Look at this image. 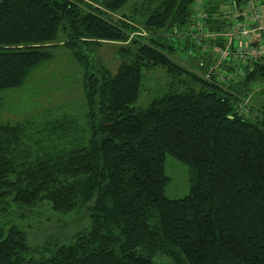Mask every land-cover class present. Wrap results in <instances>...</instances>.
<instances>
[{"label":"trees","instance_id":"trees-1","mask_svg":"<svg viewBox=\"0 0 264 264\" xmlns=\"http://www.w3.org/2000/svg\"><path fill=\"white\" fill-rule=\"evenodd\" d=\"M128 1L0 0V91L64 47L86 107L81 120H0V264H264V102L248 114L264 31L232 41L261 55L217 63L253 3L143 0L114 20ZM101 43L117 46L116 70L84 49ZM152 68L166 88L134 107ZM168 154L193 173L180 199L165 193ZM83 214L85 227L58 229Z\"/></svg>","mask_w":264,"mask_h":264},{"label":"rangeland","instance_id":"rangeland-1","mask_svg":"<svg viewBox=\"0 0 264 264\" xmlns=\"http://www.w3.org/2000/svg\"><path fill=\"white\" fill-rule=\"evenodd\" d=\"M143 0H129L118 14L113 15V19L117 20L122 14H132L133 10L139 8ZM260 10L264 16V0H249ZM221 10H223L221 8ZM138 35H147L146 32H138ZM117 46L112 43H101L84 46V49L90 50V56L93 60L104 63L111 70H116L118 66ZM181 52L176 57L181 56ZM186 56L183 54L181 59ZM92 61V60H91ZM95 62V61H94ZM84 68L76 61L72 52L64 47L56 48L53 56L41 63L33 69L27 76L25 83L18 88H12L0 91V120L3 121H25L26 119H36L41 121L48 118H57L62 115H72L78 117L79 120L85 115V88L83 78ZM144 80V89L142 90L139 100L133 105L134 107H145L153 98V96L166 88L169 77L166 72L159 68H152L146 71ZM263 88V91H259ZM252 102L250 105L254 115L259 109V103L264 102V84L262 86L256 84L251 85ZM254 106V107H253ZM165 172L170 178V182L166 187V196L172 199H180L190 192L193 173L187 165L183 164L171 155H166ZM71 217L66 220L59 230L74 231L79 227L86 226L85 215L79 217ZM35 221H33L34 223ZM32 223V221H31ZM45 226L41 222L38 227L39 232L51 233L55 228L53 225ZM33 226H37L35 222ZM39 234V233H38ZM43 236H36L38 242H42ZM165 264H170L165 258L162 259Z\"/></svg>","mask_w":264,"mask_h":264},{"label":"built area","instance_id":"built-area-1","mask_svg":"<svg viewBox=\"0 0 264 264\" xmlns=\"http://www.w3.org/2000/svg\"><path fill=\"white\" fill-rule=\"evenodd\" d=\"M244 14L246 16L247 25L245 26H238L234 25L232 29L230 30L228 35V42L225 47L219 48L217 51L218 57H217V63L224 61L228 56L233 55L234 57H240L241 59H244V62L247 63V60H250L254 56H259L263 53L262 49H257L256 47L250 46L246 41L243 43V45L235 47L232 44V41L237 39L238 37L246 36L251 37L254 34H257L258 32L264 31V16L257 6H254L251 3H248L247 6H245ZM229 15V14H228ZM208 33L205 34V32H199V37L207 36ZM208 36L215 37L216 35L214 33H209ZM261 48V47H259ZM208 78L210 75L207 76Z\"/></svg>","mask_w":264,"mask_h":264}]
</instances>
